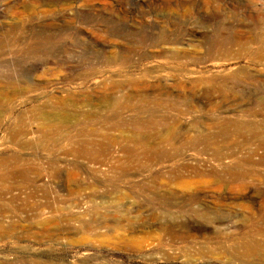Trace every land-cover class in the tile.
<instances>
[{
    "label": "rangeland",
    "instance_id": "obj_1",
    "mask_svg": "<svg viewBox=\"0 0 264 264\" xmlns=\"http://www.w3.org/2000/svg\"><path fill=\"white\" fill-rule=\"evenodd\" d=\"M2 67L0 264H264V0H0Z\"/></svg>",
    "mask_w": 264,
    "mask_h": 264
},
{
    "label": "bare ground",
    "instance_id": "obj_2",
    "mask_svg": "<svg viewBox=\"0 0 264 264\" xmlns=\"http://www.w3.org/2000/svg\"><path fill=\"white\" fill-rule=\"evenodd\" d=\"M41 38L43 39L44 38V36H41ZM46 38V37H45ZM27 40H28V38H27ZM49 40V39H48ZM25 41H26V39H25ZM51 41H52V39H51ZM27 42V41H26ZM39 42V41H38ZM42 42V41H41ZM43 43V42H42ZM49 44V43H48ZM47 44V45H48ZM34 45V44H33ZM45 45V44H44ZM43 46V45H42ZM46 46V45H45ZM49 46V45H48ZM20 47V46H19ZM36 47V46H35ZM33 48V47H32ZM39 48V47H38ZM37 49V48H36ZM21 50V49H20ZM22 50H23V47H22ZM30 52V51H29ZM49 52H50V50H49ZM21 63V62H20ZM8 69H7V67H2V68H0V83H6V84H8V83H10V81L13 79V77L12 76H10L9 74H7L8 73ZM7 72V73H6ZM13 91V90H12ZM254 116H258V115H254ZM61 118V117H60ZM50 125H52V123L51 122H49V121H46V123L45 124H43V128H42V130L43 131H41V133L43 134V132H44V136H45V133H50V132H52V131H56L57 129V127L59 128L60 126H50ZM212 126V125H211ZM213 127V126H212ZM62 128V127H61ZM57 132H58V130H57ZM197 132V137H198V139H197V141L196 142H199V143H201V144H203L204 146H210V145H215L216 144V140L213 138V137H209V136H202V131L200 130H198V131H196ZM219 132H222V133H224V132H226V128H220L219 129ZM48 133V134H49ZM41 135V134H40ZM47 135V134H46ZM219 136V135H218ZM46 137H48V136H46ZM49 138H50V136H49ZM164 138V140L167 142V141H170L169 140V138L168 137H163ZM86 140H88V139H86ZM85 140V141H86ZM108 140V139H107ZM84 141V142H85ZM90 141V140H89ZM81 142V141H80ZM83 142V143H84ZM106 142V141H105ZM112 142V141H111ZM142 142V141H141ZM195 142V141H194ZM82 143V144H83ZM88 143H90V142H88ZM91 143H92V141H91ZM98 143H99V141H98ZM110 143V142H109ZM77 144V143H76ZM80 144V143H79ZM113 144V143H112ZM75 145V144H74ZM87 145V144H86ZM96 145V144H95ZM98 145V144H97ZM111 145V144H110ZM88 146H90V145H88ZM101 146V145H100ZM103 146V145H102ZM106 146V145H105ZM108 146V145H107ZM113 146V145H112ZM112 146H108V147H112ZM142 146V145H141ZM75 147V146H74ZM76 147H78V146H76ZM79 147H81V145L79 146ZM84 147V146H83ZM87 147V146H86ZM84 148V150H88V152H92L93 150H92V148ZM129 147V146H128ZM94 148V147H93ZM95 149H96V147H95ZM73 150H76L75 148L73 149ZM73 150H71V152H73ZM78 150H80V148H78ZM77 151V150H76ZM82 151V150H81ZM97 151V150H96ZM80 152V151H79ZM85 152V151H84ZM147 152V151H146ZM74 153V152H73ZM93 153H95V151L93 152ZM148 153H150V152H148ZM75 154H77V153H75ZM81 154V156L83 155L82 154V152L80 153ZM90 154V153H89ZM87 156V155H86ZM92 156H93V154H92ZM95 156H97V153H95ZM127 156V155H126ZM83 157V156H82ZM98 157V156H97ZM136 157V156H135ZM141 157V156H140ZM139 157V158H140ZM93 158H95V157H93ZM137 159V158H136ZM219 160V161H224V160H226V159H232V156L231 155H223V154H221V153H218L217 154V156H216V160ZM217 160V161H218ZM135 161V160H134ZM138 161V160H137ZM124 162H126V160H124ZM142 162H143V160H142ZM124 164V163H123ZM220 164V163H219ZM261 165V164H260ZM127 166V165H126ZM130 166V165H129ZM148 166H150V165H148ZM120 169V168H119ZM125 169V168H124ZM145 169V168H144ZM122 170V169H121ZM221 170V171H220ZM219 171H220V175H219V181H220V178L221 177H224L226 180H228V182H230V184H235V186L236 185H240V187L242 186V187H244V183L245 182H247V180H248V173H246V172H244L243 170H241V169H228V168H222V169H220ZM47 173V172H46ZM19 174H21V173H19ZM34 174H37V173H34ZM140 174V173H139ZM18 175V174H17ZM187 176V175H186ZM186 178V177H185ZM218 179V178H217ZM216 181H218V180H216ZM20 186H22V185H20ZM45 186V185H44ZM34 187V186H33ZM36 187V186H35ZM41 187V186H40ZM40 187H38L37 189L38 190H40L41 188ZM43 187V186H42ZM45 188V187H44ZM43 188V189H44ZM36 189V190H37ZM43 191V190H42ZM46 191V190H45ZM156 194V198L158 199V200H160L161 199V195H159V196H157V193H155ZM159 194V193H158ZM164 197H166V195L164 196ZM153 198H154V196H153ZM163 198V197H162ZM167 199H169L168 197H167ZM158 200H156V201H158ZM162 201H163V199H161ZM162 201H160V202H162ZM159 202V201H158ZM163 202H165V203H163V204H166V202H167V204H166V206L168 205V202H169V200H167V201H163ZM157 203V202H156ZM162 203H161V205H163ZM160 206V205H159ZM39 207V206H38ZM38 207H36V208H38ZM41 207H42V205H41ZM40 208V207H39ZM43 208H44V210H45V212L47 211V209H49L48 207L46 208L45 206H43ZM166 208V207H165ZM54 209V208H53ZM53 209H52V212H54L53 211ZM41 210V209H40ZM50 210H51V208H50ZM49 210V211H50ZM56 210V209H55ZM164 210V209H163ZM36 211V213H37V215L36 216H38L39 214H43L44 212H42V210L41 211H37V210H35ZM34 211V212H35ZM57 211V210H56ZM48 212V211H47ZM46 212V213H47ZM50 213V212H49ZM43 215H45V213L43 214ZM43 215H41V216H43ZM156 215H157V213H156ZM154 216H155V214H154ZM153 216V217H154ZM157 216H159V215H157ZM157 216H156V218H157ZM160 217V216H159ZM158 217V218H159ZM37 218V217H36ZM38 218H40V215L38 216ZM148 218V217H147ZM151 219H153L152 217H150ZM155 218V217H154ZM156 218H155V220H154V222L156 221ZM160 219V218H159ZM161 220V219H160ZM159 221V220H158ZM162 221V224H164L163 223V221L164 220H161ZM157 222V221H156ZM211 223H213V222H211ZM215 223V222H214ZM217 225H218V223H216ZM213 225V224H212ZM1 226V225H0ZM159 227V226H158ZM0 228H2L3 229V227H0ZM160 230H161V232L163 231V232H165V233H172L173 231V229L171 230L170 228H168L167 226H165V224L164 225H161L160 227ZM9 230V229H8ZM7 230V231H8ZM2 230L0 229V232H1ZM4 231H5V229H4ZM6 232V231H5ZM4 232V233H5ZM1 233H3V232H1ZM173 234V233H172ZM185 234V233H184ZM183 234V235H184ZM189 235V232H187L185 235ZM184 237V236H183ZM182 237V238H183ZM188 237V236H187ZM194 237H195V235H194ZM185 239H186V236L184 237ZM189 238V237H188ZM247 238V237H246ZM245 238V239H246ZM248 239V238H247ZM243 240V242L242 241H240V242H242L241 244H240V246L238 245V250H237V252H238V254L240 255V254H242V255H246V256H252V255H254V254H256V252H258L259 251V248L261 247V246H263V243H261L262 245L261 246H258V245H256V243H253V241L254 240ZM241 240V239H240ZM235 248H236V246H235ZM262 249H264L263 247H262ZM258 250V251H257ZM260 252V251H259ZM259 252H258V254H259ZM234 253V255H235V252H233ZM237 254V253H236Z\"/></svg>",
    "mask_w": 264,
    "mask_h": 264
}]
</instances>
